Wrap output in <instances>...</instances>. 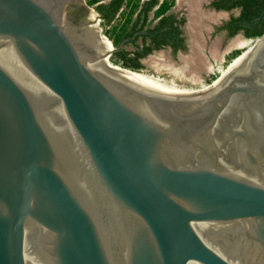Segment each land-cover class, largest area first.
<instances>
[{
	"label": "water",
	"instance_id": "95a60500",
	"mask_svg": "<svg viewBox=\"0 0 264 264\" xmlns=\"http://www.w3.org/2000/svg\"><path fill=\"white\" fill-rule=\"evenodd\" d=\"M69 2L0 0V264H264V40L183 94Z\"/></svg>",
	"mask_w": 264,
	"mask_h": 264
},
{
	"label": "trees",
	"instance_id": "16d2710c",
	"mask_svg": "<svg viewBox=\"0 0 264 264\" xmlns=\"http://www.w3.org/2000/svg\"><path fill=\"white\" fill-rule=\"evenodd\" d=\"M175 0H87L100 17L103 32L118 47L111 53L114 63L130 68L144 67L141 58L154 49L170 45L175 54L178 48L185 47L180 35L181 28L174 23L168 10ZM216 8L240 7L238 15L230 20V34L242 29L248 37L264 32V0H213ZM240 52L234 50L233 58ZM142 72V71H141ZM216 76L211 74L209 79Z\"/></svg>",
	"mask_w": 264,
	"mask_h": 264
},
{
	"label": "flooded vegetation",
	"instance_id": "af4514ba",
	"mask_svg": "<svg viewBox=\"0 0 264 264\" xmlns=\"http://www.w3.org/2000/svg\"><path fill=\"white\" fill-rule=\"evenodd\" d=\"M185 1L186 0H175L172 7L168 10V13H172V17L174 18V23H177L178 27L181 28L180 35L184 36L183 41H184L185 47L178 48L175 54L173 53L172 47L170 45H166V46L154 49L152 52L156 50H160V49H165V50H168L172 56L177 58L178 53L180 51L186 52L190 48L191 39L189 38V36L192 38V41H195L193 40V37L197 38L196 42H201V44L202 43L204 44V48L206 49V51L210 53L211 58H209L207 61L206 60L203 61L201 55L195 49L193 50L194 52L189 53V55L195 52L197 53L196 55H194L192 58L191 57L183 58L184 67L186 66V63H185L186 59L189 60L187 63L192 62V61L195 62V64L193 65L194 68L201 67L200 68L201 71H198L197 74L195 75L196 76L199 75L201 78H204L205 80L210 82L213 78L209 79V77L211 76V74L215 73V71H213L212 68L217 66L215 59L220 60L221 58H224L226 55H230L233 52V50H236L235 49L237 48L236 43L241 44L240 42H244L240 40L241 38H248V36L244 34V31L242 29L238 30L234 34H230V29H231L229 25L230 20L233 16H236L239 14L240 7H232L229 9L216 8L212 4L213 0H195V3L193 0L191 2V5H189L190 0L189 1L187 0L186 2ZM196 2L198 5L196 4ZM91 7H92V10H94L97 13L98 21L100 23L101 19L98 16V12L94 9L93 6L87 3V0H70V2L66 6V15L69 19L77 23L86 21L90 18V15L88 13L90 12ZM191 9L192 10L194 9L196 11H192ZM219 10L225 11L226 14H223L218 17L214 11H219ZM92 16L90 19H92ZM192 18L194 19L199 18V19L195 21V20H192ZM193 21H195L194 24L196 23L197 25L195 24L194 26V24H192ZM101 29L103 30L102 26H101ZM237 35H239V37H237ZM106 38L110 40L108 36ZM248 42H251V41H248ZM152 52L148 53L147 55L151 54ZM146 56L141 58V62L143 63L144 66H145L144 59L146 58ZM194 68L189 69V71H192ZM223 69L226 70L225 67Z\"/></svg>",
	"mask_w": 264,
	"mask_h": 264
},
{
	"label": "rangeland",
	"instance_id": "374dc122",
	"mask_svg": "<svg viewBox=\"0 0 264 264\" xmlns=\"http://www.w3.org/2000/svg\"><path fill=\"white\" fill-rule=\"evenodd\" d=\"M214 12L217 14L218 17L223 14H226L225 11H220V10L214 11ZM88 14L90 15V18L92 15H94V17L92 16L93 18L90 20L94 22L98 21L97 13L94 10L91 9ZM98 24L100 25L99 21H98ZM101 33L105 34L102 29H101ZM237 37H239V35H237ZM189 38L191 39L190 48L186 52L180 51L178 53L177 58L172 56L169 53V51L165 49L156 50L152 52L151 54L147 55L146 58L144 59L146 72L145 71H142V72L156 75L157 77L161 79H165L169 83H174L175 85L179 87H183L187 89L200 90V89H203V87L205 88L209 86L208 85L209 81L205 80L204 78H201L199 75L198 76L195 75L197 74L198 71H201L200 70L201 67L194 68L192 71H189V69H187V65L184 67L183 58L191 57L190 56L191 54L189 55V53L194 52L193 50L195 49L199 52L203 61L205 60L207 61L209 58H211L210 53L206 51L203 43L201 44V42L192 41V38L190 36ZM240 40L244 41L245 43L244 42H240L241 44L236 43L237 48L235 49H240V52L236 56H234L230 60H228L230 58L229 55H226L224 58H221L220 60L215 59L217 66L212 68V70L215 71L216 76L219 75L220 74L219 72L221 71V70H217L218 69L217 67H221V69L225 67L227 69V67H229L236 60L235 57H237L242 51L246 52L252 49V47L255 46L257 43L258 44L261 43V40H259V42L258 40L253 42L252 40H254V37H252L251 39H249V37L241 38ZM248 41H251V42H248ZM188 61L189 60L186 59L185 63L187 64Z\"/></svg>",
	"mask_w": 264,
	"mask_h": 264
},
{
	"label": "bare ground",
	"instance_id": "6f19581e",
	"mask_svg": "<svg viewBox=\"0 0 264 264\" xmlns=\"http://www.w3.org/2000/svg\"><path fill=\"white\" fill-rule=\"evenodd\" d=\"M187 1V0H186ZM185 1V2H186ZM189 1V0H188ZM193 0H190V5H191V2H192ZM199 2V1H198ZM189 3V2H188ZM194 3H195V0H194ZM196 4H197V2H196ZM193 5V4H192ZM198 5V4H197ZM196 5V6H197ZM195 6V5H194ZM192 8V7H191ZM195 9V8H194ZM192 10V11H196V10ZM198 9V8H197ZM198 11V10H197ZM191 13H193V12H191ZM199 13V12H198ZM193 15H195V14H193ZM192 15V16H193ZM198 15V14H197ZM214 17V16H213ZM218 18V17H217ZM199 19V18H198ZM198 19H194V18H192V20H195V21H197ZM88 20H90V18L88 19ZM195 21H193V23L192 24H194V22ZM91 24H94V26L96 27V29L101 33V31H100V28H99V25L96 23V22H94L93 21V23H91ZM196 24V23H195ZM195 24H194V26H195ZM197 25V24H196ZM102 34V33H101ZM102 36L107 40V42H108V44H109V48H111L112 47V43H111V41L110 40H108L106 37H105V35H103L102 34ZM201 39V38H200ZM256 40H258V42H259V40H261V42L264 40V36H261V37H258V38H256V39H254V40H252V41H256ZM258 45V43L255 45V46H257ZM255 46H253L252 48H254ZM244 53V51H242L237 57H235V59H237L240 55H242ZM107 59H109L108 58V56L106 55L105 56V58H104V61H107ZM234 59V60H235ZM110 60V59H109ZM233 60V61H234ZM232 61V62H233ZM229 66V65H228ZM224 68V67H223ZM221 69V71H220V74H223L224 72H225V70L224 69ZM131 73H133V74H135V75H137V76H139V77H142V78H144V79H146V80H148L149 82H151V83H153V84H155V85H157V86H160V87H162V88H165V89H167V90H170V91H173V92H178V93H183V94H190V93H197V92H200L201 90H204V89H206V88H203V89H200V90H198V89H187V88H183V87H179V86H177V85H175L174 83H169L168 81H166L165 79H161V78H159V77H157L156 75H153V74H150V73H145V72H141V71H133V72H131ZM209 87V86H208Z\"/></svg>",
	"mask_w": 264,
	"mask_h": 264
},
{
	"label": "crops",
	"instance_id": "0c3cea01",
	"mask_svg": "<svg viewBox=\"0 0 264 264\" xmlns=\"http://www.w3.org/2000/svg\"><path fill=\"white\" fill-rule=\"evenodd\" d=\"M190 5V4H189ZM216 14V13H215ZM193 40H195V41H197V38H195V37H193ZM197 53L195 52V53H192L191 54V57H193L194 55H196ZM195 64V62H189V63H187L186 65H187V68L188 69H192V68H194V65Z\"/></svg>",
	"mask_w": 264,
	"mask_h": 264
},
{
	"label": "built area",
	"instance_id": "2783aa9c",
	"mask_svg": "<svg viewBox=\"0 0 264 264\" xmlns=\"http://www.w3.org/2000/svg\"><path fill=\"white\" fill-rule=\"evenodd\" d=\"M252 37H249V39H251ZM217 70H221V67H218V69Z\"/></svg>",
	"mask_w": 264,
	"mask_h": 264
}]
</instances>
